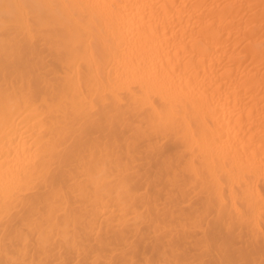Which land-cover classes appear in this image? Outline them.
<instances>
[{
	"label": "bare ground",
	"instance_id": "obj_1",
	"mask_svg": "<svg viewBox=\"0 0 264 264\" xmlns=\"http://www.w3.org/2000/svg\"><path fill=\"white\" fill-rule=\"evenodd\" d=\"M0 264H264V0H0Z\"/></svg>",
	"mask_w": 264,
	"mask_h": 264
}]
</instances>
